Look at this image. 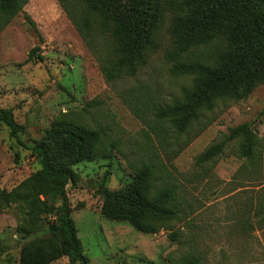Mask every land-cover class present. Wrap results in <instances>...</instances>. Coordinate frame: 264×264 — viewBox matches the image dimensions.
Returning <instances> with one entry per match:
<instances>
[{
	"label": "rangeland",
	"instance_id": "374dc122",
	"mask_svg": "<svg viewBox=\"0 0 264 264\" xmlns=\"http://www.w3.org/2000/svg\"><path fill=\"white\" fill-rule=\"evenodd\" d=\"M172 18L164 10L157 47L147 52L137 74L108 83L101 69L113 60V39L95 28L81 33L58 0H28L10 20L0 17V108L12 111L24 144L0 123V188L10 191L39 170L25 146L41 140L55 121L74 120L102 131L97 157L72 166L76 178L67 186L70 217L88 264H181L190 256L203 264H264V170L258 171L264 168V86L236 101L217 102L183 135L168 124L156 126L157 139L123 102L122 94L131 89L154 105H167L192 86V77L176 74L178 62L169 57ZM220 46L196 47L183 60L210 62ZM240 125L255 136L258 159L251 164L243 140L228 137ZM222 142L218 155L196 164ZM147 164L154 168L153 193L163 183L174 186L180 207L170 229L153 234L101 212L103 194L130 183ZM55 219L31 218L17 204L0 211V264H20L22 249L48 237ZM49 264H68V258Z\"/></svg>",
	"mask_w": 264,
	"mask_h": 264
},
{
	"label": "trees",
	"instance_id": "16d2710c",
	"mask_svg": "<svg viewBox=\"0 0 264 264\" xmlns=\"http://www.w3.org/2000/svg\"><path fill=\"white\" fill-rule=\"evenodd\" d=\"M27 2L0 0V17L10 20ZM58 2L81 33L95 28L102 34L109 33L113 39V60L101 69L108 83L137 74L145 64L147 52L157 47L155 32L164 10L173 13L170 33L174 46L169 57L178 62L173 68L176 74L192 77V86L182 90L181 99L167 105H154L151 97L145 98L131 89L122 94L126 107L155 138L156 126L168 124L177 136L183 135L204 113L213 111L217 102L236 101L257 86H264V0ZM213 42H221V46L210 62L183 60L191 49ZM36 51L37 48L30 51L29 60ZM0 123L24 146L19 137L23 128L16 123L10 109L0 108ZM101 135L100 129L61 119L52 124L41 140L25 146L40 168L10 191L0 188V211L17 204L31 218L49 214L56 219L49 226L48 237L36 239L22 249L20 264H49L60 257H67L68 264H88L70 217L67 186L75 182L72 166L97 157ZM228 137L243 140L242 151L249 164L258 159L255 136L247 125L230 129ZM223 145L222 142L206 149L196 158V164L212 160ZM261 170H264L262 166L258 168ZM135 174L130 183L103 194L102 214L127 222L143 234H153L160 228L169 230L171 222L179 217L176 188L163 183L153 193L151 164L138 168ZM260 214L264 216V209ZM181 264L203 263L200 257L190 256Z\"/></svg>",
	"mask_w": 264,
	"mask_h": 264
}]
</instances>
